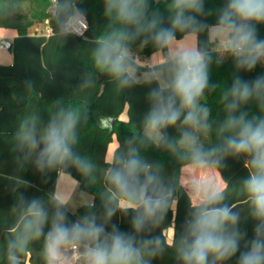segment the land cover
<instances>
[{"label": "clouds", "instance_id": "obj_1", "mask_svg": "<svg viewBox=\"0 0 264 264\" xmlns=\"http://www.w3.org/2000/svg\"><path fill=\"white\" fill-rule=\"evenodd\" d=\"M104 4L112 25L96 41V67L111 75L120 88H128L141 83L130 44L141 39L163 50L165 59L158 70L143 77L145 85L155 84L147 93L143 134L156 146L180 151L196 169H217L196 183L183 232L177 242L173 230L169 247L175 245L180 264H223L233 257L236 264H264V74L252 80L234 74L230 85H210L214 59L208 47L221 60L230 58L237 73L264 64V38L257 29L264 25V0H223L212 25L199 19L213 12L206 11L205 0H168L166 17L152 9L149 0H104ZM210 86L220 89L224 115L215 126L220 142L205 148L202 138L212 134L213 123L202 100ZM251 102L258 105L260 115L245 109ZM79 122L78 110L61 108L38 133L36 118L31 117L20 126L18 146L27 157L35 156L40 172L71 165L89 174L93 164L74 151ZM170 128H178L180 135L170 138ZM227 156L248 158L249 174L241 182V192L255 221L251 239L239 228V213L224 202L228 185L215 179ZM107 163L110 195L104 201L103 222L94 213L69 220L67 202L53 197L45 236L46 251L56 254L50 256V264H58L64 246L81 241L87 242V264H151L147 257L157 254L159 237H137L158 225L169 211L171 190L135 147L126 155L114 153ZM24 203L22 226L9 242L11 249L19 251L49 224V211L40 199ZM117 211L133 213L130 231L111 223Z\"/></svg>", "mask_w": 264, "mask_h": 264}, {"label": "trees", "instance_id": "obj_2", "mask_svg": "<svg viewBox=\"0 0 264 264\" xmlns=\"http://www.w3.org/2000/svg\"><path fill=\"white\" fill-rule=\"evenodd\" d=\"M36 2L37 8L26 25L14 23L0 15V26L12 27L18 35L11 41L12 64H0V264H25L28 258L31 264H48V251L45 236L51 223L54 209L53 197H56L57 176L60 170L74 176L80 187L92 193V204H83L73 212L66 206L69 220H77L88 214H95L98 222H103L104 201L110 195L107 181V163L109 145L117 137L118 146L114 153L127 154L130 147L138 149V155L153 164L164 183L172 192L170 209L160 223L140 234L141 237H159L157 254L150 259L151 264H180L176 258L175 245L169 247L165 230L174 224L175 240L178 242L185 220L193 203L187 187L182 183V168L190 165L180 151H172L166 146H156L143 134V117L148 110L147 93L155 84H140L120 88L118 82L106 71L96 67L93 52L97 39L107 33L112 25L111 18L105 14L104 0H28ZM7 0H0V5ZM152 9H158L167 16L168 0H149ZM223 0H205V9L213 10L212 15L199 19L212 25L216 22V10ZM2 14V13H0ZM75 14L83 15L88 21L84 35L64 30L67 20ZM53 28L50 35L28 33L27 28L35 21H46ZM258 35L264 38V25H257ZM202 34L200 40H206ZM142 46L141 53L151 56L160 49L150 42L143 44L141 39L130 44L133 51ZM210 70V85H230L234 74L252 80L264 74V64L257 65L251 72H236L230 58L221 60L216 53ZM136 62L137 72L158 70L155 66ZM210 108V121L213 132L202 138L205 148L218 144L215 135L216 123L223 118V106L220 103V89L211 86L202 100ZM128 106V118L122 113ZM61 108L75 109L80 113V122L76 129L77 143L74 151L93 164L92 172L83 174L74 166L59 167L40 172L34 160L26 156L18 146L17 134L26 119L36 118L38 133L48 124L51 115ZM245 109L251 114L260 115V109L251 102ZM170 138L180 135L178 128L167 130ZM113 153V154H114ZM244 156L225 157L218 170L228 185L225 203L239 213L241 231L247 232V238L253 236L255 221L250 216L249 204L241 192V182L249 174ZM38 198L49 211V224L39 238L30 240L23 251L11 249L9 242L22 226L25 212L24 201ZM133 213L117 211L111 223L118 224L124 231H130V218ZM173 241V240H172ZM87 246V242H76ZM243 247V245H242ZM15 258V259H14ZM223 264H236V257Z\"/></svg>", "mask_w": 264, "mask_h": 264}, {"label": "crops", "instance_id": "obj_3", "mask_svg": "<svg viewBox=\"0 0 264 264\" xmlns=\"http://www.w3.org/2000/svg\"><path fill=\"white\" fill-rule=\"evenodd\" d=\"M17 35H18V33H17V30L15 28L0 26V42L1 43H3L4 40L12 41L14 39V37H16ZM136 48H138V47H136ZM2 49H5L6 51H1ZM141 49H138V52L140 54H142ZM134 58L141 65L155 66V65L164 61L165 53L163 50L156 51L151 56H148L147 61H145L143 63L142 62L140 63V61H138L136 57H134ZM13 60H14L13 52L11 51L10 48H6V47L0 48V64H6V65L12 64ZM155 71H157V70L142 71L140 73L137 72L136 74L138 77L141 78V81H143V77L148 76V75L154 73ZM121 117L123 119L128 118V106H126V109L122 113ZM115 139L117 140L116 136H114L113 141ZM111 144H113V143H111ZM111 144L109 145V148H108L107 160H109L112 157L115 148L118 146V140H117V144H115L114 147H112ZM187 166H184L182 168L181 181L187 187V189H188V191L192 197V200H193L194 187H195L196 183L205 176L213 175V173L215 171H217V169L202 170V169L194 168L192 166V164L187 165ZM186 171L189 173L191 178L185 179L184 173ZM218 172H219V170H218ZM215 179L220 183H226L223 179H221V174L217 175L215 177ZM55 194H56L58 199L66 201L67 202L66 206L73 212H76L80 208V206H82L83 204H92L95 200V197L92 193H89L80 187L79 181L74 176H72L71 174L64 172L62 170H60L58 172L57 184H56V193ZM167 232H168V228L165 230L166 237H167V240L169 242H172L173 231H172L170 236H169V234H167ZM86 248H87V246H79L78 249L74 250L72 248V243H69L68 245L64 246L61 249L58 261L62 260L66 253H71L73 255L77 253V255L80 256L81 258H86V256H85ZM55 255H56L55 252H48V264H50V256L55 257ZM25 264H31L29 262L28 258L26 259Z\"/></svg>", "mask_w": 264, "mask_h": 264}, {"label": "rangeland", "instance_id": "obj_4", "mask_svg": "<svg viewBox=\"0 0 264 264\" xmlns=\"http://www.w3.org/2000/svg\"><path fill=\"white\" fill-rule=\"evenodd\" d=\"M37 3L28 1V0H7V2H3V5H0V15L4 19L14 21V23H19L20 25H26L32 18L34 12L37 8ZM47 23L46 21L38 22L35 21L32 26L27 28L28 33H34L35 27H43ZM142 46H139L138 48L131 51V55L137 58L140 63L147 61V56L140 54L138 52V49H141ZM1 51H6L5 49H2ZM220 58V57H219ZM111 144L112 147H114L115 144H117V140L115 139L112 141ZM188 167V166H187ZM186 168V167H185ZM185 179L191 178L189 173L186 171L184 173ZM191 181V180H190ZM174 229V224L168 228L167 234L169 236L171 235L172 231ZM81 249V248H80ZM58 264H87L86 258H81L80 256L76 254L66 253L62 260L58 261Z\"/></svg>", "mask_w": 264, "mask_h": 264}, {"label": "built area", "instance_id": "obj_5", "mask_svg": "<svg viewBox=\"0 0 264 264\" xmlns=\"http://www.w3.org/2000/svg\"><path fill=\"white\" fill-rule=\"evenodd\" d=\"M88 29V21L85 16L75 14L72 15L65 23L64 30L69 33H75L78 35H84ZM53 32V28L47 22L43 27H35L36 34H46L50 35ZM6 47L4 43L0 42V48ZM72 248L74 250L79 248L77 243H72Z\"/></svg>", "mask_w": 264, "mask_h": 264}, {"label": "water", "instance_id": "obj_6", "mask_svg": "<svg viewBox=\"0 0 264 264\" xmlns=\"http://www.w3.org/2000/svg\"><path fill=\"white\" fill-rule=\"evenodd\" d=\"M3 43L5 44L6 48H10L12 45V42L10 40H4Z\"/></svg>", "mask_w": 264, "mask_h": 264}]
</instances>
